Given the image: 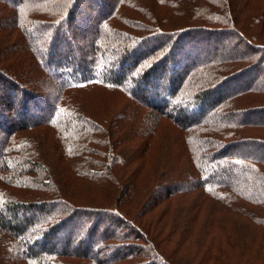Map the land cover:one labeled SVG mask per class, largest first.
<instances>
[{"label": "trees", "instance_id": "obj_1", "mask_svg": "<svg viewBox=\"0 0 264 264\" xmlns=\"http://www.w3.org/2000/svg\"><path fill=\"white\" fill-rule=\"evenodd\" d=\"M132 1L138 8L128 16L139 18L135 35L107 32L121 0H0L2 31L4 23L11 29L0 33L7 45L1 53L13 48L22 54L18 69L0 63V264H107L99 253L108 249L112 264H174L170 255L146 250L141 228L128 218L133 212L121 210L129 193L143 186L133 180L143 164L132 173L134 158L120 154L143 126L140 135L151 141L162 119L179 132L188 161L172 168L168 175L176 178L158 199L182 197L199 221L197 229H187L194 232L179 237L203 253L194 264H264V76L258 73L264 0ZM120 21L124 26L126 19ZM216 22L222 25H211ZM231 25L248 44L244 53L223 57L217 34ZM202 33L208 38L198 39ZM140 48L143 56L132 58ZM115 67L120 77L112 76ZM91 89L125 96L145 119L136 109L124 124L121 113L89 119L76 94ZM49 134L58 145H51ZM24 135L32 136L26 150L18 147ZM88 183L106 192L102 203L73 204L79 185L86 189ZM66 226L79 230L78 239L68 237ZM122 226L128 231L120 234ZM121 239L132 246L112 245Z\"/></svg>", "mask_w": 264, "mask_h": 264}, {"label": "rangeland", "instance_id": "obj_2", "mask_svg": "<svg viewBox=\"0 0 264 264\" xmlns=\"http://www.w3.org/2000/svg\"><path fill=\"white\" fill-rule=\"evenodd\" d=\"M13 1H16V0H13ZM228 1L232 2V0H228ZM120 5L122 6V8L120 9L119 14L115 17L114 21L110 24L111 28H108L107 32L108 34H110V32L116 34L117 31H121L122 29L123 31H126L124 32L126 35H135L136 34L135 24H137V19L139 18L131 17V15L128 16V13L129 12L133 13V11H135L136 13L135 9H137L138 7L135 4V2L132 0H121ZM129 5H130V8H129ZM154 10L161 11V9L159 8H155ZM232 15H233L232 17H235V19L237 18V16L235 15L233 11H232ZM123 18L126 19V23H124V26H121L122 24L119 22H121L120 20H123ZM5 25L6 23H4L3 31H2V25H0V33H4V36H6L5 34L6 32H10L11 30V29L9 30L8 27H6ZM211 25L220 27L222 24H219L216 22ZM74 29L76 28H72V30ZM231 29H233L232 25L228 28L223 29L219 34H217L220 37V39H219V46L217 45L216 47L218 49L217 54L220 56L222 55L223 57H225L226 55H229L230 53L234 55L240 52L244 53L246 51L248 43H246L245 41L244 42L241 41L235 34V31H233L234 29L233 30ZM125 34L121 36H125ZM13 37L14 38L12 41L14 42L18 41L17 31L13 33ZM199 37L204 38V39L208 38L207 36L203 35V33L198 36V39ZM4 44H5L4 38L1 37L0 47H4ZM156 44L157 42L151 43V45H156ZM13 50L14 49L11 48L10 51L8 52L3 51L1 53V49H0V63L2 64L3 67L4 65L8 67L15 66L18 69L19 66L22 65V54L19 52V50L18 51L15 50L14 52H11ZM142 50L143 49L140 48L136 51V53L139 52L140 56L138 54L134 55L133 53L132 58H136V57L139 58L143 56L140 54L143 52ZM45 60L46 59H44V61ZM132 60L129 59L128 63L130 64ZM129 66L130 65L126 66V70H128L127 72L132 71L129 68ZM163 68L164 69H163L162 76L163 75L165 76L166 75V65H164ZM260 70L261 71L258 70V73L262 75L261 76V79H262V77L264 76V66L263 65L262 67H260ZM22 71L23 70L21 69V72ZM112 73H113L112 74L113 77L121 76L120 72L117 73L116 67L112 69ZM162 84L166 85V81H163ZM49 91H52V89ZM140 92L141 93L139 95L141 96L143 95L144 92H146L144 85H141ZM0 93L5 94L4 83L0 84ZM21 95L23 94L20 93V96ZM76 96H77V100H80L78 103H76V105L78 104V107L81 109V111L84 110L85 112H87V115L89 116L88 118L91 120H96L98 122H101L103 121V119H115L114 117L120 113L122 114L121 115L122 120L125 121L126 118L130 120L129 117L131 118L133 117L132 114L135 111V109H136V112L139 114L140 118H142V120L145 119L146 117V115L143 114V112L140 110V105L137 106L136 103H133L132 101L129 102L128 99L125 98V96L117 95L115 92L113 93V92H110L109 90L107 91L105 90L102 91L100 89H91L89 91L84 90L82 92L77 93ZM45 97L47 98L48 101H50L51 92H48V94H46ZM14 99L15 98H13V100ZM95 103L96 105H94ZM38 104L42 105L41 107L43 108L46 105V103L44 104V103H39V102ZM129 111L130 112L132 111L131 114ZM38 113L40 114V112ZM14 118H16L17 120H20L18 116H15ZM0 121H1V117H0ZM118 122L119 123L121 122L123 124L126 123V121L122 122L119 120ZM130 124L132 125V122H130ZM158 125L159 127H157L158 129L154 133L153 139L151 141L148 142L146 140L145 134H142L145 136L140 135L141 131L144 128L145 129L147 128L146 126H143L141 130L139 131L140 133H138L139 134L138 136L129 138L131 139V141L127 143L126 146L127 147L129 146L130 149L125 150L124 152V154L126 153L125 156L120 154L122 157H125L128 160L131 158L132 159L134 158L135 162L129 165L131 167L130 171L132 173L133 172L136 173V170L138 169V165L140 164V162L143 164L142 167L140 168V173L133 175L134 176L133 180L135 182L137 181L138 183L143 181V186L139 184L137 185L138 186L137 189L136 190L134 189L135 191L132 194L129 193L130 199H128L126 203L121 206V210L123 211L124 209H130L131 212H133L131 215L128 216V218L134 221V224L136 226L141 228L142 230V232L140 231L142 233L141 242L142 244L146 245L145 247L148 248L146 249L147 251L149 252L152 251V253L156 255L160 253L164 256L165 259H166V255L168 256V258L170 255L171 258L169 260L171 263H174V264H194L195 257L198 256L199 253H202L201 250L198 249L195 243L194 245L186 244L184 240L180 242L179 237L182 234H188V233L190 234V232H194V230L187 231V229H191V230L197 229L199 226H201L199 221L197 219L194 220L193 214L189 210L188 206L180 203L182 201L180 198L182 197L171 198V199L160 197L158 199V196L164 193L166 194L165 192L166 182L173 181L174 178H176L174 176H169L168 174H174L171 172V170H173L172 168H174L177 163H180L181 161L182 163L183 161H188V158H187L188 153H185L184 155L181 154V153H184V148H183L184 144L180 142V139H179L180 134L178 131L174 130L173 124L170 123V121L166 119L164 120L162 119L161 122H158ZM106 128L109 129L110 127L106 126ZM131 130L133 131V128H131ZM26 134H33V133L27 132ZM39 134L38 136L34 135L35 138L33 140H34L35 146L38 143L37 142L38 138L41 137ZM47 136H48V133L45 135V137ZM49 136L51 138V141L54 142L50 144L58 145L52 139L51 134H49ZM115 136L116 135L113 134L112 139L114 141H115ZM31 137H32L31 135H24L19 140L18 147L23 150H26L27 148H29ZM77 137H75V140L77 139ZM84 138L87 140L86 136ZM78 141L79 142L81 141V137ZM141 148H145L144 152L141 150ZM49 157L54 158V155L50 154ZM38 160L40 161V160H45V159L42 158ZM48 162L52 164L51 160H49ZM54 163L56 164V161ZM58 164H61L62 166H65V167L68 166L64 164L62 161H60V163ZM127 174L126 172H123L121 174L118 173V176L120 178L119 181L122 183V185H124L126 183V179H128L126 177ZM68 175L69 173H66L63 176L64 177L67 176L69 178L72 177V174L69 176ZM88 186H86V189H83L84 187L79 185L77 196L71 202L73 203L74 201L88 200L87 204H85L86 206H89V205L96 206L97 203L99 202L102 203L101 198L104 199L106 192L104 191V194L102 195L103 191L101 189H95L93 187L94 185L92 186L90 183H88ZM157 186H161V187L155 189ZM81 219L84 220L82 221V224H86L85 216H82ZM169 220L172 223L173 221H177L175 225V229L173 231L171 229H173L174 227L168 228V225L171 224L170 222H168ZM64 229L67 230L66 232H69L68 237H70V234L73 235V241L75 238L78 239V236L80 234L79 230L73 231L76 228H69L68 226H66ZM127 231L128 229L124 226H122V228L119 230L120 234L126 233ZM68 237H65V238H68ZM195 237H196V234H195ZM112 245L117 246V247H131L132 242L126 239H121V241H117L115 242V244H112ZM216 250L217 248L215 247L212 248L211 256L213 258L216 257L217 255ZM99 255L103 257L102 259H104V261H106L107 264L109 263L112 264V261H114V260H111V258H109L108 256L110 255V249L104 250L103 252L99 253ZM211 259L212 258L210 257V260ZM124 262L122 263L117 262V264H123V263L130 264L132 261L130 262L129 260H127ZM158 263L160 264V262Z\"/></svg>", "mask_w": 264, "mask_h": 264}]
</instances>
